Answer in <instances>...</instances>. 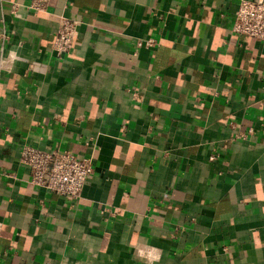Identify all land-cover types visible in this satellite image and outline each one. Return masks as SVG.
I'll return each instance as SVG.
<instances>
[{
  "label": "crops",
  "instance_id": "0c3cea01",
  "mask_svg": "<svg viewBox=\"0 0 264 264\" xmlns=\"http://www.w3.org/2000/svg\"><path fill=\"white\" fill-rule=\"evenodd\" d=\"M28 1L0 0V264H264V44L231 31L239 0ZM23 143L89 158L80 196L31 184Z\"/></svg>",
  "mask_w": 264,
  "mask_h": 264
},
{
  "label": "built area",
  "instance_id": "2783aa9c",
  "mask_svg": "<svg viewBox=\"0 0 264 264\" xmlns=\"http://www.w3.org/2000/svg\"><path fill=\"white\" fill-rule=\"evenodd\" d=\"M49 0H29L22 6L26 10L44 12ZM21 5L11 3L10 12L19 15ZM80 22L66 16H60L53 34L52 50L56 55L68 54L78 34ZM231 31L235 34L251 37L264 44V0H239L234 13ZM3 37V33L1 34ZM155 41L147 39L138 44L152 47ZM247 132H252L248 129ZM245 138V134L240 135ZM19 163L29 171L30 183L42 187L46 191L63 195L72 199L78 198L86 183L87 177L93 171L89 158L78 157L68 150L41 149L29 143L20 147ZM2 223L0 222V233Z\"/></svg>",
  "mask_w": 264,
  "mask_h": 264
}]
</instances>
